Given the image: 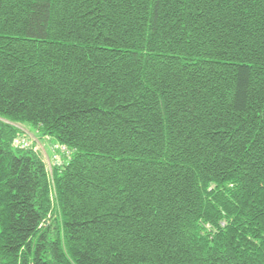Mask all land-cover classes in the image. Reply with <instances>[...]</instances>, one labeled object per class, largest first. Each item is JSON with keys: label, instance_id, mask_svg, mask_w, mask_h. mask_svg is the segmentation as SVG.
<instances>
[{"label": "trees", "instance_id": "16d2710c", "mask_svg": "<svg viewBox=\"0 0 264 264\" xmlns=\"http://www.w3.org/2000/svg\"><path fill=\"white\" fill-rule=\"evenodd\" d=\"M0 264H264V0H0Z\"/></svg>", "mask_w": 264, "mask_h": 264}, {"label": "rangeland", "instance_id": "374dc122", "mask_svg": "<svg viewBox=\"0 0 264 264\" xmlns=\"http://www.w3.org/2000/svg\"><path fill=\"white\" fill-rule=\"evenodd\" d=\"M18 128H19V130H21L23 132V134H25V136H27L29 141L37 143V148H35V151L40 153V155L42 156L43 161L47 165L48 170H51V166H53L55 163L51 162L53 155L50 156V154H52V152H51V148L50 149L48 148L49 145L46 146L47 150H45L44 146L38 143V139L32 133L34 131H33V128L31 126L24 124V125L18 126ZM51 147H52V145H51Z\"/></svg>", "mask_w": 264, "mask_h": 264}, {"label": "built area", "instance_id": "2783aa9c", "mask_svg": "<svg viewBox=\"0 0 264 264\" xmlns=\"http://www.w3.org/2000/svg\"><path fill=\"white\" fill-rule=\"evenodd\" d=\"M14 146H15V148H26L28 146V143L25 140H21V141L16 140V141H14ZM50 148H51V152H52V155H53L52 156V160L54 162H56L58 160V156L56 154V151H60V150L63 151L64 149L63 148H59L57 146H52Z\"/></svg>", "mask_w": 264, "mask_h": 264}]
</instances>
